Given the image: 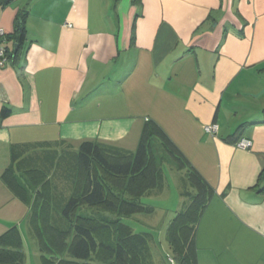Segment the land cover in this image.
Listing matches in <instances>:
<instances>
[{"label": "crops", "instance_id": "0c3cea01", "mask_svg": "<svg viewBox=\"0 0 264 264\" xmlns=\"http://www.w3.org/2000/svg\"><path fill=\"white\" fill-rule=\"evenodd\" d=\"M0 28V235L36 237L9 165L84 140L132 153L150 121L211 188L197 264H264V0H11Z\"/></svg>", "mask_w": 264, "mask_h": 264}, {"label": "trees", "instance_id": "16d2710c", "mask_svg": "<svg viewBox=\"0 0 264 264\" xmlns=\"http://www.w3.org/2000/svg\"><path fill=\"white\" fill-rule=\"evenodd\" d=\"M10 1L0 0V7L7 5ZM17 26L18 39L22 41L25 28L21 23ZM13 54H16V51ZM9 112L7 107H3L0 114L6 116ZM240 128L241 126L238 130ZM164 150L169 157L171 155L177 160L179 169L187 171L194 190L192 194H189L190 201L185 205L184 210L177 212L170 224L169 229L173 236L170 243L179 255L180 264H197L194 233L200 214L211 195V188L180 155L173 142L155 123L150 121L144 125L137 147L132 153L104 147L92 140H84L79 144L78 169L75 174L73 171L70 174L76 188L61 211L71 225L67 254L78 261L62 259L61 262L64 263L61 264H86L92 252L98 253L99 259L104 264L128 261V257L124 256L126 249L121 247V244L117 243L114 246L106 242L105 233L103 237L99 236V232L109 228L106 223L112 222L108 223L109 219L106 216L102 218V215L105 213L118 217L139 210L140 205L135 203L152 185L156 177L155 168L165 160ZM42 169L35 168L32 170L33 175L23 173L9 165L3 171L1 178L21 199L31 203L30 223L36 237H39V240L43 239L39 226L41 222L43 229L48 228L45 231L54 232L46 246L58 247L60 232H57L52 225L43 224V226L42 222L46 220V217L38 219L36 216L38 211H33L31 208L34 198L36 199L34 201L39 203L37 198L39 186L48 181L47 176L42 177L44 175ZM67 170L68 166L63 168L62 173L68 175ZM39 177L40 180H37ZM40 215L43 216L42 211ZM23 260L21 233L19 228L13 225L0 235V264H23Z\"/></svg>", "mask_w": 264, "mask_h": 264}, {"label": "rangeland", "instance_id": "374dc122", "mask_svg": "<svg viewBox=\"0 0 264 264\" xmlns=\"http://www.w3.org/2000/svg\"><path fill=\"white\" fill-rule=\"evenodd\" d=\"M163 155L165 160L155 168L156 177L152 185L135 203L140 205L139 210L118 217L105 213L102 215V218L106 216L109 219L108 223L112 222L106 223L109 228L99 232V236L103 237L105 233L106 242L114 246L117 243L121 244V247L126 249L124 256L128 257V261L113 264H180L179 255L170 243L173 236L169 228L176 213L184 210L185 205L190 201L189 194H192L194 190L187 171L179 169L177 160L171 155L169 157L165 150ZM77 157L78 149H75L74 153L63 155L56 153L40 159L38 166L43 168L42 177L47 176L48 181L42 182L43 184L39 186L37 195L39 203L35 202L34 198L31 208L33 211H38L36 215L38 219L46 217V220H50L43 221L42 225L55 227L57 232H60V240L58 247L53 245L47 247L46 243L48 244L54 232L45 231L48 228L43 229L41 222L39 226L43 239L39 240V237H33L31 233L23 231L21 235L23 264H61L64 263L61 262L62 259H72V256L67 254L71 225L61 211L76 188L70 174L72 171L75 174L78 169ZM67 166L68 175H64L62 170ZM37 180H40V177ZM40 211L43 212V216L40 215ZM99 258L98 253L92 252L86 264H104ZM72 260L78 261L74 258Z\"/></svg>", "mask_w": 264, "mask_h": 264}, {"label": "built area", "instance_id": "2783aa9c", "mask_svg": "<svg viewBox=\"0 0 264 264\" xmlns=\"http://www.w3.org/2000/svg\"><path fill=\"white\" fill-rule=\"evenodd\" d=\"M6 36L3 29L0 28V67H3L9 57V52L5 45ZM218 129L216 123H211L204 126V130L207 133L214 134ZM252 145V141L249 138H241L237 143L236 146L239 148L248 149Z\"/></svg>", "mask_w": 264, "mask_h": 264}, {"label": "water", "instance_id": "95a60500", "mask_svg": "<svg viewBox=\"0 0 264 264\" xmlns=\"http://www.w3.org/2000/svg\"><path fill=\"white\" fill-rule=\"evenodd\" d=\"M16 47H17V45H15L14 50H15Z\"/></svg>", "mask_w": 264, "mask_h": 264}]
</instances>
